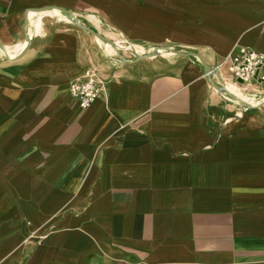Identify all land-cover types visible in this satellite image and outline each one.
<instances>
[{"label": "crops", "instance_id": "1", "mask_svg": "<svg viewBox=\"0 0 264 264\" xmlns=\"http://www.w3.org/2000/svg\"><path fill=\"white\" fill-rule=\"evenodd\" d=\"M239 47L264 0H0V264H264V83L210 78Z\"/></svg>", "mask_w": 264, "mask_h": 264}, {"label": "built area", "instance_id": "2", "mask_svg": "<svg viewBox=\"0 0 264 264\" xmlns=\"http://www.w3.org/2000/svg\"><path fill=\"white\" fill-rule=\"evenodd\" d=\"M228 65L229 76L224 77L220 69ZM218 76V86L226 87L228 83L240 86L258 87L264 83V54L258 53L248 47H239L229 57L213 70L210 78ZM103 82L93 73L87 74V80L72 81L70 93L80 103L83 109L90 107L102 94Z\"/></svg>", "mask_w": 264, "mask_h": 264}, {"label": "water", "instance_id": "3", "mask_svg": "<svg viewBox=\"0 0 264 264\" xmlns=\"http://www.w3.org/2000/svg\"><path fill=\"white\" fill-rule=\"evenodd\" d=\"M53 10H56L60 13H62L63 15H67L69 16V12L68 11H65V10H62V9H58V8H55V7H47V8H44V9H38V10H35V12L37 13H42V12H46V11H53ZM95 35L97 37H99L101 40L103 41H106L101 35L95 33ZM180 55V53H177ZM204 68L206 70V73H209V71H212L211 69H207V67L204 65ZM211 74V73H210ZM211 80V79H210ZM211 83L213 84V86L218 89L219 91H221L222 93H225L227 96L231 97L232 99L234 100H237V101H240L241 103H243L244 105L248 106L249 108H251V105H248V103H246L245 101H242L240 100L239 98H237L235 95H233L231 92H229V90L226 88V87H221V86H218L216 85L212 80H211ZM263 100H264V97H263ZM264 106V105H263Z\"/></svg>", "mask_w": 264, "mask_h": 264}, {"label": "bare ground", "instance_id": "4", "mask_svg": "<svg viewBox=\"0 0 264 264\" xmlns=\"http://www.w3.org/2000/svg\"><path fill=\"white\" fill-rule=\"evenodd\" d=\"M228 85H229V84H228ZM228 85H227V86H228ZM227 89H228V87H227ZM228 90H229V89H228ZM229 91H230V90H229ZM230 92H231V91H230Z\"/></svg>", "mask_w": 264, "mask_h": 264}]
</instances>
